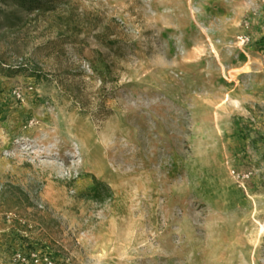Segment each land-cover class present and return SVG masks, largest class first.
I'll return each instance as SVG.
<instances>
[{
    "label": "rangeland",
    "instance_id": "1",
    "mask_svg": "<svg viewBox=\"0 0 264 264\" xmlns=\"http://www.w3.org/2000/svg\"><path fill=\"white\" fill-rule=\"evenodd\" d=\"M54 2L0 0V264H264V0Z\"/></svg>",
    "mask_w": 264,
    "mask_h": 264
},
{
    "label": "bare ground",
    "instance_id": "2",
    "mask_svg": "<svg viewBox=\"0 0 264 264\" xmlns=\"http://www.w3.org/2000/svg\"><path fill=\"white\" fill-rule=\"evenodd\" d=\"M102 150L108 153L110 152L109 149L102 148ZM124 152L125 150L122 145V148L118 150V154H119V157L122 158L123 160L126 155V153ZM132 162L133 163L138 162L136 156L132 158ZM116 167H117L116 173L119 175H124L126 172H128V170H126V168L124 167V164L122 161L116 162ZM184 205H185V209L182 211V214L178 217V223L176 224L178 225V227H175L174 225V226H169L168 228L171 232H173V234H179L178 242L173 245V254H177L182 258H185V255L187 254V251L185 250L186 240L189 238V236H192L195 233V229L197 227H200V226L202 227L204 225L201 222L200 212L195 210V208L193 209V207L190 206L189 202H184ZM176 218L177 217H175L174 219ZM210 243H211L210 240H208V245L205 246L206 247L205 258L207 260L211 259V255L214 253V250H215L213 245H209ZM249 247L250 246H247L245 249L247 253L249 252ZM157 255L158 253L154 255L153 258H155ZM234 261H235V258L229 259L228 264H232V262ZM183 262H184L183 259H180L178 261V263L180 264H182ZM242 264H248V262L246 263V261L242 259Z\"/></svg>",
    "mask_w": 264,
    "mask_h": 264
},
{
    "label": "trees",
    "instance_id": "3",
    "mask_svg": "<svg viewBox=\"0 0 264 264\" xmlns=\"http://www.w3.org/2000/svg\"><path fill=\"white\" fill-rule=\"evenodd\" d=\"M54 1L55 0H13L14 3L18 4L23 9L38 10V11L45 9L46 7H49V8L54 7L55 6ZM8 67H10V69H11L12 65H8ZM10 72H11V70H10ZM242 161L247 162V159L243 160V158H242ZM104 188H107L106 182L95 177V182L92 185L90 191H93L95 193L94 194L95 198L100 199L99 194H100L101 190H103Z\"/></svg>",
    "mask_w": 264,
    "mask_h": 264
},
{
    "label": "built area",
    "instance_id": "4",
    "mask_svg": "<svg viewBox=\"0 0 264 264\" xmlns=\"http://www.w3.org/2000/svg\"><path fill=\"white\" fill-rule=\"evenodd\" d=\"M246 23L247 25H249L250 21L247 20ZM231 171H232L233 176L236 177L241 183V185H243L244 188L247 189L246 180L248 177L251 176L254 170L251 168L250 170H247V171H240L234 167L232 168ZM30 253H31V259L35 261L36 263H40V262L51 263L52 262V259L50 258V256L48 254L43 255L38 248H34L33 250H31ZM16 255H17V258L20 259L21 261L27 260V255L22 250H18L16 252Z\"/></svg>",
    "mask_w": 264,
    "mask_h": 264
}]
</instances>
